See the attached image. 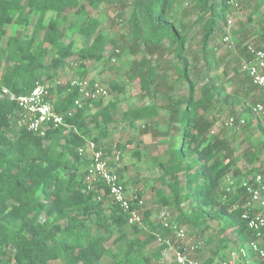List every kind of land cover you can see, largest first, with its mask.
<instances>
[{"label": "trees", "instance_id": "1", "mask_svg": "<svg viewBox=\"0 0 264 264\" xmlns=\"http://www.w3.org/2000/svg\"><path fill=\"white\" fill-rule=\"evenodd\" d=\"M85 1L94 8L120 3L121 17L129 11L126 18L132 41L129 53L136 57L141 55L130 68L133 73L130 79H139L143 96L157 99L162 94L166 103L160 107L168 113V128L171 131L176 127L179 131V146L171 152L174 159L159 163L163 170L160 180L171 191L168 196L160 192L161 202L175 204L179 211L176 221L181 225L206 229L209 221H222L220 235L233 230L239 240L236 251L240 253L253 239L242 219L247 199L240 180L246 175L237 166L236 149L231 140L221 130L212 132L221 121L222 107H229L235 100L242 101L241 88L225 94L218 80L208 74L197 96L199 83L192 77L187 57L188 32L173 14L182 0ZM230 1L195 0L198 20L205 24L202 45L208 71L212 70L206 62L209 46L226 20ZM260 1L264 6V0ZM85 9L81 0H0V264H101L104 257L110 259L106 264H154V260L163 259L169 247L159 243L149 252V248L157 244L158 234H172L161 224L150 222L149 211L144 212L143 222L151 231L143 239L130 238L118 245L127 237L126 228L131 226L138 232L140 225L130 224L129 215L112 202L107 213L104 203L108 191L103 183L93 190H88L85 183L91 158L81 156L79 149L91 140L97 149L106 151L101 141L109 136L119 100L105 104L102 98L80 108L75 105L79 90L69 85L58 86L59 93L65 91L66 95L54 104L50 102L57 113L65 115L64 123L69 127L50 126L45 136H41L19 125L21 110L15 101L2 95V87L17 94H28L40 82L49 86L51 98L55 88L48 82L56 78L59 69L69 60H77L78 78H86V62H106L109 46L114 50L120 48L118 40L100 32L101 20L86 14ZM72 14L85 16V19L65 29L64 24ZM258 26L260 32L255 45L264 49V20ZM18 29L22 30L20 37L16 33ZM78 35L92 39L90 44L76 48ZM247 44L239 48L235 67L250 59ZM170 56L175 61L177 81L189 88L187 94L179 97H174L170 91L162 93L168 75L159 77L155 70V64ZM243 82H248V86L243 87L245 93L250 95L257 90L248 74ZM111 89L122 91V85L113 82ZM258 100L264 101V97L254 99L251 104ZM160 107L149 104L130 109L122 120L129 127L140 122L153 124L160 116ZM96 109L98 111L94 112ZM245 115L252 118L249 105H244L240 113L234 108L229 113L235 117L246 118ZM92 124H95L94 129ZM250 124L247 120V125L240 129ZM146 129L144 126L145 132ZM256 129L260 133V128ZM94 131L99 134L94 135ZM260 135V148L264 151V137ZM257 148L258 145H253L244 150L248 166L264 161V157L253 152ZM113 161L110 160V168L122 177L120 169H113ZM182 173L185 174L184 185L180 178ZM229 174L236 177L237 190L224 198ZM137 195L142 198L141 193ZM184 200L189 201L188 209L182 207ZM115 235L114 246H106L108 237ZM221 241L226 248L228 240L223 237ZM219 253L220 250L205 263L227 261L224 257L216 260ZM251 254V259H255L252 264H264V260ZM247 262L245 259L241 263Z\"/></svg>", "mask_w": 264, "mask_h": 264}, {"label": "rangeland", "instance_id": "2", "mask_svg": "<svg viewBox=\"0 0 264 264\" xmlns=\"http://www.w3.org/2000/svg\"><path fill=\"white\" fill-rule=\"evenodd\" d=\"M85 4L86 14L93 18L101 20L100 32L108 35L111 39L118 40L120 48L114 50L109 46L106 53V62H93L88 61L85 63L87 70L86 78L89 80L99 81L106 85L109 90V96L103 101L105 104L110 101L119 100L117 110L114 113V123L110 125L109 136L101 141V144L106 151L109 152L112 167L115 170L120 169L123 181L127 188L128 195L135 196L141 193L145 202L144 211L151 213L150 222L160 224V216L163 211H168L171 214L172 222L185 230L187 239L180 241L176 234L163 235L165 239L171 242V247L164 251V257L161 261L154 260V264H175L174 251L172 248H187L190 249L198 241L203 242L200 249L189 255L196 260L205 261L214 256V253L220 250V253L215 256L216 260L219 257H224L230 264H242L245 261L242 256L237 254L236 248L239 240L233 230L227 231L223 236L220 235L219 230L223 228L222 221H209L206 229H200L192 226L181 225L177 223L179 211L174 203L165 205L161 202L160 192L168 196L170 189L166 184L160 180L163 174L162 168L159 163L169 162L174 159L172 150L179 146L180 138L179 131L173 128L171 131L166 123L168 116L167 111L160 106L165 105L166 101L162 98V94L157 96V99H152L148 96H143L139 79L133 78L130 68L133 62L138 60L139 56H132L129 53V46L132 41L129 36L127 24V11L124 17L120 16L121 5L120 3H112L109 7H91L85 0H81ZM132 1V0H128ZM260 0H238L237 5L231 0L229 4L231 9L227 13L225 22H222V27L216 32L215 41L209 46L210 54L207 58V63L212 66V70H206L207 66L204 60V52L202 45V38L204 35V22L198 20V10L195 6V0H182L176 6L173 14L178 20L182 21L188 32V52L187 57L191 66L192 77L198 80V93L200 96V87L204 82V77L208 74L210 77L216 78L225 90V94H232L236 90H241V102L232 101L228 107L224 105L221 110V121H219L214 128V132L222 131L224 136L231 140V144L235 147V159L237 166L242 170L252 168L253 166L247 165V160L244 158V150L249 146L258 145L259 148L253 152L259 154L260 158L264 157V151L261 150V135L255 127V120L245 115L251 124L245 129H228L222 123H225L226 118L229 116L230 110L242 112L244 105H249L254 99H262L264 97L260 90H256L252 94H247L243 89L248 86V82H243L247 73L244 64H238V50L245 43L257 44V36L260 32L258 24L264 20V6L260 4ZM85 19V16L70 15L65 22V29L71 24H78ZM231 21L229 23L228 21ZM16 31V30H14ZM17 36L22 35V30L18 29ZM230 36L229 41H225V36ZM69 39V38H68ZM92 39L78 35L75 38L76 48L85 44H90ZM245 42V43H244ZM113 48V49H112ZM114 50V55L109 58L110 53ZM119 50L117 61L114 62L112 58L116 56V51ZM212 51V53H211ZM173 57H166L158 64H155V70L159 77L167 74L165 86L162 87V93L170 91L174 97H179L189 92L188 85L179 83L177 75L173 68ZM233 67L238 68V73L233 70ZM80 72L79 63L76 59L69 60L67 65L60 68L57 72L56 78L48 82L53 85L55 93L51 94V101L55 102L65 97L66 92H60L58 86L65 87L73 79L78 78ZM132 73V74H131ZM131 74V75H130ZM60 82V85L57 83ZM113 82H119L122 85V91H114L111 89ZM244 83V84H243ZM244 87V88H243ZM168 89V90H167ZM244 102V103H243ZM156 104L160 107V116L157 122L151 124L149 121L144 123H137L135 127H129L122 120L123 114L133 108L141 107L144 105ZM98 109H96L97 112ZM144 126H147V132L144 131ZM224 126V127H223ZM95 124L91 125L94 129ZM149 130V131H148ZM169 130V131H168ZM99 134V131H94V135ZM87 159L90 158V152H86ZM119 156V160L117 157ZM248 166V167H247ZM182 185L185 184V174L180 175ZM105 208L109 213L111 200L109 197L105 198ZM183 208L188 209L189 201L184 200ZM144 217V216H143ZM140 230L136 232L133 227L125 229L127 237L123 239L118 245L125 244L130 238L143 239L150 231L149 225L143 222L139 226ZM117 237H108L106 246H114V239ZM228 240V245L224 248L222 238ZM160 242L152 245L149 252L152 253ZM246 251H249V243L245 245ZM252 254L248 253L246 260L248 264H252L255 259H251ZM8 257L3 259L6 261ZM110 261L108 257H104L101 264H106ZM54 264V263H52ZM59 264V263H55Z\"/></svg>", "mask_w": 264, "mask_h": 264}, {"label": "built area", "instance_id": "3", "mask_svg": "<svg viewBox=\"0 0 264 264\" xmlns=\"http://www.w3.org/2000/svg\"><path fill=\"white\" fill-rule=\"evenodd\" d=\"M237 5L238 0H232ZM231 23V21H228ZM230 36H225V41H229ZM119 50L116 51V56L112 58L117 61ZM247 53L249 60L244 62L245 71L247 72L251 82L264 95V49L257 47L253 43L247 44ZM60 85V82L57 85ZM70 88L79 90V98L75 101L77 107L98 101L109 96V90L106 85L99 81L89 80L87 78H76L69 82ZM2 95L15 101L22 112L19 125H24L29 131L45 136L48 127L55 128L66 126L64 123V114H59L54 110L50 102V91L47 84L37 82L34 88L28 94H17L12 92L7 87H2ZM251 115L255 120V127L260 128V133L264 137V101L258 100L253 104H249ZM72 115V113L70 114ZM247 125V120L244 117L229 116L226 118L224 126L228 129H240ZM215 133L214 131L212 132ZM90 152L91 164L86 170L85 183L88 185V190L98 188L103 183L108 191V197L111 202L118 205L122 211L129 215V223L143 224L144 206L143 198L137 194L135 196L128 195L127 188L122 177L110 168V157L104 150L97 149L96 143L88 140L86 145L79 149L81 156L86 152ZM119 160V156H116ZM248 167V166H247ZM255 171L251 172L252 169ZM246 175L242 178L241 188L246 196L245 205L247 207L242 219L245 221L247 228L252 233V241L249 243V251L244 248L238 255L242 259H246L248 253L255 254L259 259L264 260V161H259L252 168L242 170ZM237 179L232 174L226 177V195L227 198L236 192ZM103 192V190H102ZM103 194V193H102ZM100 200L101 197H98ZM238 206H235L237 208ZM160 224L167 229H170L172 234H176L180 241L187 239V234L184 229L173 224L171 214L168 211H163L160 216ZM157 240L160 243H166L171 247V242L165 239L161 234L157 235ZM203 242L198 241L190 249L178 248L174 251L175 263L177 264H206L205 261L196 260L189 254L200 249ZM246 249V250H245ZM208 264H230L228 261H215Z\"/></svg>", "mask_w": 264, "mask_h": 264}, {"label": "crops", "instance_id": "4", "mask_svg": "<svg viewBox=\"0 0 264 264\" xmlns=\"http://www.w3.org/2000/svg\"><path fill=\"white\" fill-rule=\"evenodd\" d=\"M248 262H249V260H248Z\"/></svg>", "mask_w": 264, "mask_h": 264}]
</instances>
